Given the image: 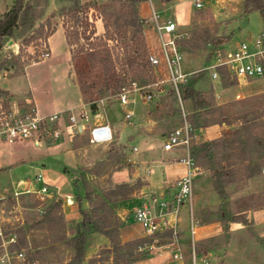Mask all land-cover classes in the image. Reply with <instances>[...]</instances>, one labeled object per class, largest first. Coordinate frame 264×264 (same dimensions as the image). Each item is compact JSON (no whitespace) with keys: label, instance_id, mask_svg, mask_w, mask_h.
<instances>
[{"label":"rangeland","instance_id":"374dc122","mask_svg":"<svg viewBox=\"0 0 264 264\" xmlns=\"http://www.w3.org/2000/svg\"><path fill=\"white\" fill-rule=\"evenodd\" d=\"M35 1L40 4L36 9L37 14L44 11L43 17L37 21V24L46 23L47 18L54 14L51 22L52 26L57 28L52 36H49L50 39L47 38L46 46L42 44V40L38 39L35 44L32 42L23 48L19 56L21 69L0 70V87H10L17 103L35 104L40 113L59 112L65 106L79 107L83 103L80 92L78 91V95L74 96L68 93L65 87L69 82L67 74L69 51L64 32L66 26L74 31L75 23L72 19L70 21L69 18H64L60 12L63 7L69 8L71 3L60 0ZM94 1L97 2L96 5L88 9L86 15L81 14L88 17L90 24L85 26L86 19L82 21V26L78 27L79 40L74 48L78 50L84 47L86 50L90 43L101 42L99 38L111 33L117 40L110 39L108 43L122 51L121 44L124 38H119L115 33L116 18L122 16L120 22L125 24V21L130 18L132 1ZM13 3L14 0H0V17ZM138 8L140 17L143 18L140 34L150 44L149 52L160 48V41L153 26V9L158 12L161 20L173 19L180 25L181 31L190 32V38L184 41L185 52L182 63V70L187 74L214 63L215 58L211 55V50L218 45L213 41H223V46H235L242 41L253 44L264 29V21L258 11H245V0H203L201 8L196 7L195 0H142ZM106 22L110 24L108 30L105 26ZM128 35L131 36V33L129 32ZM15 50H19V44L14 40L11 46L0 53V58L9 55L12 51L16 52ZM45 52H50V55L43 57ZM30 56H38L39 61H32ZM79 67L85 70L89 82L98 81L101 71H90L87 68L85 52L81 53ZM72 73L74 74L73 68ZM149 74V83L145 85L160 82L168 77L163 68L153 66ZM229 81L231 85H225V87L222 86V80H212V83L204 82L206 89L209 85L216 92H223L222 97H215L214 105L210 107L213 116L222 119V114L227 115V122L234 121L236 126H239L236 117L248 113L255 127L250 131L247 151L241 152L238 149L215 151L213 161L224 162L226 166L228 165V170L234 171L231 176L228 173L229 180L228 176L222 178L225 180L223 185L225 193L222 196L215 189V182L210 171L197 161L196 164L200 167L201 173L195 179L192 210L194 217L200 223L196 228L195 240L199 244L200 252L209 251L208 257L211 264H264V77L246 83H237L231 78ZM136 85L142 86L139 83ZM133 86L134 84L127 87L133 88ZM97 88L99 85L90 92H96ZM171 88L169 82H160L159 85L147 88L154 94L153 100L149 102L150 107L155 110L156 104L161 106L159 116L161 136L162 132L168 134L182 121L179 103ZM237 93L241 96L238 97ZM84 98L86 101L89 99V97ZM135 98H137L136 101L129 104L114 98L115 108L108 106L111 100L107 102L108 105L102 106L100 104L103 101L97 100L101 106L100 110L95 114L88 110L89 118L82 122L89 123L84 125V133L78 134L76 138H74L75 129L69 121V113L66 112L62 113L51 130V132L56 130L58 125L59 136L55 134L42 137L38 140V145L36 140L0 142V194L6 196L2 207L5 208V214L10 216L12 222H19L20 225L22 223L21 226L35 225L28 232V240L30 247L36 252L35 259L38 264H62L72 256L66 242L60 238L65 234L64 230L70 231L68 221L72 220L65 218L62 222V213L68 214L69 218L73 217L75 220L82 217L75 197L78 194L84 197L85 187L96 191L100 189L108 191L116 186L115 182L121 181L128 182L130 186L124 192L110 196L114 209L112 213H106L108 220L119 218L124 222L118 234L115 235V240L124 245L125 249L129 247L125 245L128 241L141 238L150 240L134 248L137 260L133 264H169L171 236L164 233L153 237L145 235L144 227L133 216L135 208L145 205L144 203L148 201H150V207L158 213L162 201H172L174 192L178 189L177 185L172 187L171 192L163 193L162 189L157 188L162 185L164 176L170 178L167 173H164L169 169L166 165L168 160H162L163 167L154 168L158 173L153 175L148 169L151 162L147 166L146 163L141 164L135 158L134 143H125L121 137V130L115 131L109 141L99 142H92L89 133L91 125H106L105 120L117 123L119 128L123 123V126L126 125L125 128L133 127V122L139 118L142 110L141 98L139 96ZM183 101L187 117L191 116L192 102L188 99ZM128 111L133 112L130 122L126 117ZM74 113L79 114L78 109ZM233 128L235 127L231 128L228 125L224 128L227 133L229 132L226 133L229 138L233 137L230 133ZM213 131L212 126L204 130L203 135L205 138L213 137ZM198 132H200L199 129L194 132L196 137L193 136L192 143L204 140L199 138ZM75 140L80 147V158L73 149ZM163 150L165 151L164 147ZM184 151L179 148L171 149V153L177 156ZM141 152H138L137 156ZM100 158L102 159L99 160ZM208 161V158L203 160L206 163ZM233 162L235 165H229ZM64 167L72 168L69 169V174L63 170ZM186 169L185 164L176 162L170 167V172L175 170L178 174H183ZM91 171L101 173L94 175ZM39 173L47 180L49 188L43 199L37 194L10 197L11 192L19 187L20 180L34 183ZM5 189H8L7 193H3ZM205 192H208V196L204 195ZM69 197L72 199L71 207L66 206L64 210L63 203ZM55 201L61 202L62 205L59 209L53 210L51 218H47L46 213H42ZM90 204L89 200L83 199L84 208H89ZM189 213L190 203L187 202L180 206L177 214V227L182 230V240L185 244L191 237ZM234 216L243 217L236 221L233 220ZM208 233V236L201 238V235ZM96 234H92L89 239L91 249L87 251L89 257L86 264H124L122 258L114 253L116 247L112 241L109 247L99 244L92 248L94 245H91L97 241ZM149 246L153 248L147 249ZM17 264L20 263L17 262Z\"/></svg>","mask_w":264,"mask_h":264},{"label":"trees","instance_id":"16d2710c","mask_svg":"<svg viewBox=\"0 0 264 264\" xmlns=\"http://www.w3.org/2000/svg\"><path fill=\"white\" fill-rule=\"evenodd\" d=\"M60 1L71 3L69 8L63 7L60 14L64 18H69L70 21L71 19L74 20V27L72 26L74 31L68 29V26L65 28L66 40L71 53L74 80L78 83L84 97H89L87 101L91 102V109L93 111L97 109V100L110 98L112 95L119 93L124 87L132 84L139 83L140 85H145L149 83V70L151 64L148 60V56L151 46L140 34L143 18L140 17L138 6L139 2L142 0H131L132 9L130 10V18L125 21V24H121L120 22L122 16H117L116 18L115 33L119 38H124L121 44L122 51L117 46L112 47L108 43L110 39L117 40L111 33H108L105 37L99 38L101 42L90 43V46L86 50L84 47L76 50L74 46L79 40L78 27L82 26V21L85 19V26L90 24L88 17L81 16V14H85L87 10L93 8L97 2H82L80 0ZM38 6H40V4L35 0H14L13 5L0 17V53L5 50L6 43L11 38L19 44V50L17 52L12 51L9 55L0 58V70L21 69L22 65L19 63V56L23 48L29 46L32 42L35 44V41L38 39L42 40V44L46 46L47 38L55 32L57 27L52 26L51 22L54 14L47 18L46 23L37 24V21L44 15V11L37 14L36 9ZM245 11H258L264 21V0H245ZM105 26L107 30L110 28L108 22H106ZM129 32L131 36L128 35ZM37 33L38 35H36ZM213 42L220 46H223L224 43L220 40H215ZM84 52L87 68L90 71H101L97 82H89L85 70L79 67V59L81 58V53ZM30 58L34 62L39 61L38 56H30ZM159 68H163L166 71L164 67ZM219 72V80H222V86L231 85L229 81L231 76L228 71L224 68H219ZM205 81H211L212 83L210 72L208 70H197L191 73L188 76L187 82L182 85L183 99H188L192 102L193 112L191 116L188 115V120L193 128L192 134L198 129L202 130L215 124L222 125L224 123L225 127L228 125L231 128H235L230 132L233 137L229 138L227 135L229 132L227 133L226 130L223 129L221 134L215 138L202 140L201 142H193L191 145V156L194 158L195 163H197V161L201 162L202 165L210 171L215 182V189L222 196V194L225 193L223 186L225 180L222 178L227 177L228 173L229 176H231L234 171L228 170V165L226 166L224 162L218 163L213 161L215 159V151L222 150L225 152L226 150L233 151L236 149L241 150V152L247 151L249 147L247 143L249 142L250 131L255 127V124L248 116V113L236 117L239 126H236L237 124L234 123V121L227 122V115L222 114V119H217L213 116V111L210 110V107L214 105L216 91L209 85H207L209 88L206 89L204 86V84H206L204 83ZM97 85H99V88H97L96 92L94 91L91 93L90 91ZM170 86L172 87L171 84ZM171 91L174 93L173 87ZM179 110L182 117L180 103ZM207 158L209 159L208 163L203 162V160ZM229 165H235V162ZM64 171L68 173L70 170L65 168ZM92 173L94 175H100L101 172ZM229 176L227 177L228 180ZM115 184L116 186L108 191L101 189L96 191L85 187L84 197L80 196V194L75 197V200L79 203L82 219L79 221L69 220L70 231L64 230L65 234L60 238L62 241L66 242L72 255L68 261L62 262V264H83L89 248V239L91 235L95 233L108 237L110 241L115 244L116 248L114 253L122 258L124 264H133V262L137 260L134 248L150 241L145 238L131 240L125 244L129 246L125 249L124 245L115 240V235L118 234L124 222L119 218L118 220H108L106 213H112L114 209L111 204L112 200L109 198L113 194L117 195L116 193L118 192H124L130 186L128 182L122 181L115 182ZM83 199L91 202L89 208L83 207ZM61 205V202L55 201L53 205L42 214L46 213L45 216L51 218L53 210L55 208L59 209ZM242 217L243 216H234L233 220L239 221ZM65 218V214L62 213V222H64L63 219L65 220ZM34 226V224H28L26 226L24 224L17 228L19 241L14 247L15 249H23L25 251L26 260L24 263L36 261V252L32 250L28 240V232H30ZM163 233L170 236L172 234L171 230H166Z\"/></svg>","mask_w":264,"mask_h":264},{"label":"built area","instance_id":"2783aa9c","mask_svg":"<svg viewBox=\"0 0 264 264\" xmlns=\"http://www.w3.org/2000/svg\"><path fill=\"white\" fill-rule=\"evenodd\" d=\"M195 5L201 8L203 0H195ZM153 19V26L160 41V48L157 51L150 52L148 60L151 66L166 69L168 77L160 82H169L172 85L182 110L181 124L167 134L164 148L171 150L177 146H183L186 154L179 161L187 165V171L176 181L178 189L174 192L172 201H162L160 203L159 213L150 205L145 204L136 207L133 216L135 220L141 223L145 229V235L149 237L171 230L172 234L169 242L171 259L169 264H211L208 256L202 255L198 251L195 233L200 222L194 217L192 210L195 179L201 173V170L191 156V143L194 134H192L193 128L183 105L182 85L187 82L190 75L182 70L185 52L184 41L190 38V32L187 30L181 31L173 19L161 20L158 12L154 9ZM49 55L50 52H45L43 57ZM211 55L215 58L214 63L200 70H208L212 80H219V68L226 69L231 78L237 83H246L260 78L264 76V32L253 44L242 41L235 46H215L211 50ZM160 82L144 86L134 84L133 88L124 87L119 93L112 95L110 98L116 97L122 103H128L131 94L137 92L144 98L145 102H150L153 100L154 94L147 88L159 85ZM105 99L107 98H102L101 101ZM65 112L66 110L48 114L40 113L35 106L17 103L9 92L0 88V142L14 143L24 140H36L39 143L40 138L56 134V130L51 132L52 127L56 125L57 120ZM69 113V121L76 131H78L79 126L83 127L84 122L82 120H88L89 118L86 108L80 110L79 115H75L72 111ZM131 116L132 113L128 112L127 118ZM106 127V125L93 127L91 140H99L98 136L102 138L99 141L107 140L108 138H104V128ZM21 182L26 183V188L23 190L18 187L11 192L10 197L17 198L22 194H37L42 196L43 199V196L49 191L48 182L41 173L36 176L34 183L25 180ZM21 182H18V186ZM7 192L8 189L3 193ZM5 197V195L0 194V264H17V262L20 264H38L37 261L24 263L26 260L25 251L14 247L19 241L17 228L22 223L21 225L19 222L14 223L10 220V216H6L5 208L2 207ZM187 202L190 203L189 229L191 234L188 256L181 246L180 230L177 227L179 208ZM152 248L153 246L147 247L149 250Z\"/></svg>","mask_w":264,"mask_h":264},{"label":"crops","instance_id":"0c3cea01","mask_svg":"<svg viewBox=\"0 0 264 264\" xmlns=\"http://www.w3.org/2000/svg\"><path fill=\"white\" fill-rule=\"evenodd\" d=\"M88 1H92V0H88ZM88 1H85V2H88ZM179 26L180 25L178 24V27ZM263 32H264V29H263L262 33ZM64 35H65V32H64ZM51 36L52 35H50V37ZM50 37H49V39H50ZM49 39H48V43H49ZM65 39H66V35H65ZM66 42H67V40H66ZM67 46H68V44H67ZM68 51H69V48H68ZM68 62H69V70H68L67 74H68V81L69 82L66 83V86L65 87L67 88L68 93H70V94H72L74 96L78 95V91H79L80 92V95H81V98L80 99L83 98V103L81 104V106L79 105V107H77V105L71 106V107L65 106V108L62 109V110H66V112H68V113L70 111H72L74 113L75 110H77V109L80 112V110L86 108L87 111L89 110L90 112H92V114H95V113H97L100 110V108H101L102 105H108L107 102L109 100H111L112 102L108 106H111L113 108L116 107V103H115L116 100H114V98H107V99H105V101H103V103L100 104L101 106L97 103V109H96V111H92L91 110V104L85 100L84 95L82 94V91H81L78 83L74 80V74L72 73V65H71V54H70V51H69V56H68ZM262 77H264V76H262ZM0 88L3 89V90H5V91H7V92H9L13 96V98L15 99L14 93L12 92V90L10 89V87H8V86L5 87L4 86V87H0ZM222 94H223V92H216V96L215 97H222ZM237 94H238V97L241 96L240 93H237ZM135 96H139L141 98L140 101H141V104H142V110L140 112L139 118L133 122V124H134V125H132L133 127L125 128L126 125L123 126L124 125V123H123L122 124V127L119 128L117 126V123H114L111 120H107V121L105 120V123L104 124H106V126L109 128L110 137L107 140H104V141H109L113 137V135L115 134V131L121 130L120 132L122 133L121 134V137H123V141L125 143H127V144L128 143H130V144L134 143V146L137 148L136 149V152H134L135 158L138 159L141 164H145L146 163L147 166L151 162V164L149 165L148 169H149L150 172L153 173V175H156L158 173V172H156V169H154V168H158L157 166H160L162 168L163 167V163L162 162H164L162 160H168V164L166 163V165L169 167V169L167 171H165L164 173H167L169 175L168 177H170V178H167L166 176H164V178L162 179V182H161L162 185L161 186H158L157 188H160V190L162 189L163 190V193L164 192H171L172 191V187L176 185V181L181 176H183L186 173L187 169L185 170V172L183 174H178V172L175 171V170H173V171L171 170L172 172H170V167H172V164L173 163H176V162L180 163L181 162V161H179V159L181 157L185 156L186 150H185V148L183 146H177V147H175V148H179V150H181V149H183V151L185 150L184 152H181V154H179V156H177L176 154L171 153V150H166L165 148H164L165 151L163 150L164 141L166 139L167 134L164 133V132H162L161 134H163L162 135L163 137L159 134V131L161 130V128H160L161 126L159 124V121H160V117L159 116H160V113H161V106L159 104H156L157 107L154 110V108H151L150 107V105H149L150 103L149 102H145L144 98L139 93H137V92L131 94L130 101L128 103H126V104L134 103L136 101V99H137V98H135ZM76 99H77V97H76ZM116 99H118V98H116ZM77 101H78V99H77ZM22 104L26 105L23 102H22ZM27 106H35L36 107L35 104H27ZM88 107H89V109H88ZM89 111H88V115H89ZM53 112H50V113H53ZM128 112H131V111H128ZM127 113H126V117H127ZM131 113L133 115V112H131ZM43 114H48V113H43ZM77 115H79V114H77ZM127 119H129V122H130V120L132 119V116L130 118H127ZM91 121H92V119H91ZM88 123L89 122L84 123V125H86ZM84 125H83V127L79 126L78 131L74 130L75 131V137L74 138H76L78 136V134L84 133V131H85L84 130V128H85ZM93 125H91L89 127V130H90L89 133L91 135V139H92L91 130H92L93 127H95ZM212 126L214 127V131L212 132L214 136L213 137L212 136L211 137L209 136V137H206L205 138V136L203 135V131L204 130L206 131L207 128H210ZM57 127L58 128L56 129V136H59L60 135L59 126L57 125ZM224 127H225V124L224 123L222 125L221 124H215V125L208 126L205 129L200 130V132H198L199 133L198 136H199V138H202L204 140L215 138V137H217V136H219L221 134V132L224 129ZM147 128H148V130L146 131ZM194 137H196L195 133H194ZM95 141H98L99 142V140H95ZM95 141H92V142H95ZM140 142H142V143H140ZM38 144L39 143L36 141V145H38ZM127 144H125L126 147H127ZM73 146H74L73 149L77 152L78 158H80L81 157V156H79V154H80L79 153V150H80L79 148L80 147L78 146V144H76V140H75V144ZM140 151H142V152L140 153L139 156H137V153L140 152ZM101 159L102 158H100L99 160H101ZM159 159H161V160H159ZM153 162H155V163H153ZM181 163H183V162H181ZM183 164H185V163H183ZM65 168L72 169V168H69V167H64V169ZM172 173H173V175H171ZM21 181H24V180H20L19 182H21ZM5 190H7V189H5ZM204 195L205 196H208V192H205ZM71 202H72V199L69 197L68 200L63 203L64 210H66V206L71 207ZM149 202L150 201H148V203H144V204L150 205ZM244 212H246V211H244ZM247 212L249 213V211H247ZM65 216H66L67 219H72L74 221H79V220L82 219V217L80 219H77V220H75L73 217L72 218H69L68 217V214H66ZM160 234H162V233H160ZM96 235L97 236H95V237H97L96 238L97 241H96V243H93L91 245V246L94 245L92 248H95L99 244H102L105 247H109L110 246V243L111 242H110V239L108 237H106L104 235H101L99 233H97ZM180 235H181V237H180V239H181V246H182L183 250L185 251V254L188 256V253H189V245H190L191 238L189 239V242L185 244V243H183V240H182V230H180ZM206 235L208 236L209 233L208 234L201 235V238L202 237L203 238L206 237ZM197 248H198V251L200 252V250H199L200 247H199V244L198 243H197ZM90 249L91 248H88V252H89ZM200 253L202 255L209 256V251L200 252ZM88 257L89 256L87 255L86 256V259H85V261H84L83 264H86V261H87Z\"/></svg>","mask_w":264,"mask_h":264},{"label":"water","instance_id":"95a60500","mask_svg":"<svg viewBox=\"0 0 264 264\" xmlns=\"http://www.w3.org/2000/svg\"><path fill=\"white\" fill-rule=\"evenodd\" d=\"M13 43H14V39L11 38V39L6 43V47L11 46ZM19 187H20L21 189L24 190V189L26 188V183L21 182ZM59 199H60V198H59Z\"/></svg>","mask_w":264,"mask_h":264},{"label":"bare ground","instance_id":"6f19581e","mask_svg":"<svg viewBox=\"0 0 264 264\" xmlns=\"http://www.w3.org/2000/svg\"><path fill=\"white\" fill-rule=\"evenodd\" d=\"M104 132H105V136H107V137L104 136V138H109V128L108 127L104 128ZM98 138L99 140L102 139L100 136H98Z\"/></svg>","mask_w":264,"mask_h":264}]
</instances>
